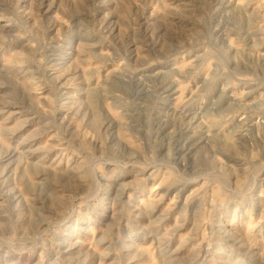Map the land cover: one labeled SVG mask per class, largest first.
Segmentation results:
<instances>
[{
    "label": "rangeland",
    "instance_id": "rangeland-1",
    "mask_svg": "<svg viewBox=\"0 0 264 264\" xmlns=\"http://www.w3.org/2000/svg\"><path fill=\"white\" fill-rule=\"evenodd\" d=\"M0 264H264V0H0Z\"/></svg>",
    "mask_w": 264,
    "mask_h": 264
}]
</instances>
